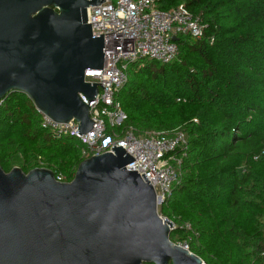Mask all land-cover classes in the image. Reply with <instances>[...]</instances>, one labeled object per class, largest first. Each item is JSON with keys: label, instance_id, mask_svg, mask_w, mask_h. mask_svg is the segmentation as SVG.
<instances>
[{"label": "trees", "instance_id": "1", "mask_svg": "<svg viewBox=\"0 0 264 264\" xmlns=\"http://www.w3.org/2000/svg\"><path fill=\"white\" fill-rule=\"evenodd\" d=\"M181 3L201 16L204 35L179 36L170 63L128 64L116 97L124 126L188 136L182 179L158 210L176 226L173 243H185L205 264H264V0H159L157 6ZM41 122L25 94L1 100L0 167L46 168L72 181L82 146L53 138Z\"/></svg>", "mask_w": 264, "mask_h": 264}, {"label": "water", "instance_id": "2", "mask_svg": "<svg viewBox=\"0 0 264 264\" xmlns=\"http://www.w3.org/2000/svg\"><path fill=\"white\" fill-rule=\"evenodd\" d=\"M103 2L0 0V102L21 92L53 121L91 131L79 94L90 102L104 89L84 80L104 66L88 15ZM132 160L112 147L84 159L70 182L46 168L0 167V264H205L170 240L173 223L158 214L153 187L125 170Z\"/></svg>", "mask_w": 264, "mask_h": 264}, {"label": "built area", "instance_id": "3", "mask_svg": "<svg viewBox=\"0 0 264 264\" xmlns=\"http://www.w3.org/2000/svg\"><path fill=\"white\" fill-rule=\"evenodd\" d=\"M158 1L104 0L99 6L88 7L92 35H102L104 40L102 70L84 73L85 82L100 84L104 89L98 85V93L90 102L79 94L89 108L91 131L81 135L77 122L57 123L37 111L41 115V127L53 138L67 136L79 142L83 159L110 153L112 147L123 149L133 158L125 170L136 171L141 178L145 176L154 189L157 210L168 201L174 185L182 179V161L189 149L188 136L180 129L140 133L132 126H124L126 114L116 97L128 81V64L138 59L170 63L178 55L173 37L200 39L207 27L201 16L192 14L183 3L161 10ZM55 179L64 182L61 175ZM185 227L190 229L188 224ZM173 228L176 229L174 224ZM182 245L188 247L185 243Z\"/></svg>", "mask_w": 264, "mask_h": 264}, {"label": "rangeland", "instance_id": "4", "mask_svg": "<svg viewBox=\"0 0 264 264\" xmlns=\"http://www.w3.org/2000/svg\"><path fill=\"white\" fill-rule=\"evenodd\" d=\"M180 244H183V243H180Z\"/></svg>", "mask_w": 264, "mask_h": 264}]
</instances>
